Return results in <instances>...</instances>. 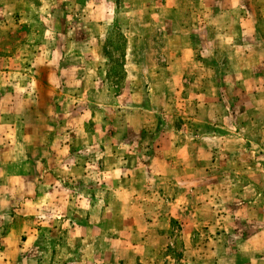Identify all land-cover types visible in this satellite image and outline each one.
<instances>
[{"label":"rangeland","instance_id":"374dc122","mask_svg":"<svg viewBox=\"0 0 264 264\" xmlns=\"http://www.w3.org/2000/svg\"><path fill=\"white\" fill-rule=\"evenodd\" d=\"M0 264H264V0H0Z\"/></svg>","mask_w":264,"mask_h":264}]
</instances>
